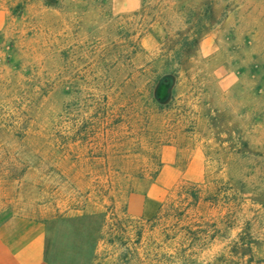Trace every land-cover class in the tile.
<instances>
[{
    "label": "rangeland",
    "instance_id": "374dc122",
    "mask_svg": "<svg viewBox=\"0 0 264 264\" xmlns=\"http://www.w3.org/2000/svg\"><path fill=\"white\" fill-rule=\"evenodd\" d=\"M0 213L52 264H264V0H0Z\"/></svg>",
    "mask_w": 264,
    "mask_h": 264
},
{
    "label": "crops",
    "instance_id": "0c3cea01",
    "mask_svg": "<svg viewBox=\"0 0 264 264\" xmlns=\"http://www.w3.org/2000/svg\"><path fill=\"white\" fill-rule=\"evenodd\" d=\"M0 264H52L46 256V224L0 213Z\"/></svg>",
    "mask_w": 264,
    "mask_h": 264
}]
</instances>
